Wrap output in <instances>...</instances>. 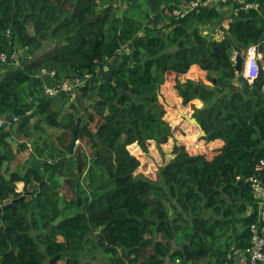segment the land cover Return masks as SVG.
Returning <instances> with one entry per match:
<instances>
[{"label": "trees", "instance_id": "1", "mask_svg": "<svg viewBox=\"0 0 264 264\" xmlns=\"http://www.w3.org/2000/svg\"><path fill=\"white\" fill-rule=\"evenodd\" d=\"M187 1L0 0V119L17 118L10 128L0 125V204L12 203L0 210V264H96L103 257L100 264H225L250 246L261 211L248 179L264 156V66L241 88L233 57L257 45L264 60V0L174 16ZM248 3L257 7L245 9ZM14 53L20 60L10 66ZM108 59L115 60L107 79ZM87 73L95 81L74 98L46 96L45 86ZM170 74L211 155L176 144L151 178L138 155L152 145L163 151L173 138L158 94ZM84 114L99 121L94 130L80 127L90 154L75 150L84 177L66 181L72 188L64 200L51 182L68 176V158L37 167L33 156L23 172L4 170L15 157L13 142L31 152L27 140L41 125H71L73 140ZM216 141L222 145L214 149ZM19 183L31 192H19ZM159 236L173 238L176 249Z\"/></svg>", "mask_w": 264, "mask_h": 264}, {"label": "rangeland", "instance_id": "2", "mask_svg": "<svg viewBox=\"0 0 264 264\" xmlns=\"http://www.w3.org/2000/svg\"><path fill=\"white\" fill-rule=\"evenodd\" d=\"M185 1V0H182ZM231 2H239L233 0ZM114 5L118 6V1L113 2ZM166 3H169L166 1ZM226 7L220 10H226ZM230 23V18H224L222 26L223 28H228ZM203 35L206 37H211L213 35L212 31H208L207 29H203ZM217 39V37H216ZM124 54V53H123ZM124 56V55H123ZM114 61V60H113ZM111 61V63L113 62ZM110 63V64H111ZM264 64V63H263ZM111 65H108L107 71L111 68ZM106 71V72H107ZM105 78L108 77V72L105 74ZM96 83H99L96 82ZM95 83V84H96ZM176 77L173 74L167 76L166 82L159 88V100L161 104L164 106L165 110V119L172 125L174 130L173 138L163 147V151L159 150L155 145L150 147V152L148 154H144L141 150L139 151L140 155L138 157L142 161L141 171L145 173V175L154 178L157 175V169H159L165 162H167L171 157V151L176 144L186 145V147L192 151V154L198 152H210V148L203 142H199L197 138L199 137V130L197 127L191 125L187 120L183 119L182 113H190L191 108L189 106L184 107L182 104V100L178 97V94L175 90ZM31 105H35L38 103L37 99L29 100ZM68 108V105H66ZM92 112V109H89L88 114ZM94 122H88L89 116L84 114V119L81 121V126L84 124L89 125L90 128L94 130L97 124L98 117H95ZM36 120H32V123ZM99 121V120H98ZM18 124L13 126V129L17 128ZM42 129H38L37 131H33V136L31 139H28L27 142L32 146L31 152H18V144L13 142L14 145V155L15 157L8 163L5 164L4 170L9 169L10 171H20L23 172L27 167L33 164V156L36 157L38 161L36 164L37 167L40 166V163H43L47 159L56 161H62L64 158H68L65 164L66 172L68 176H54L51 184L52 187L59 192L61 199L64 200L66 195L71 193V184L66 182L67 180H74L78 182H82L84 175H79L76 171L77 162L75 159V150L77 148H81L82 152L86 154H90V148L86 145L85 142L81 140L76 141L75 148L72 147L73 141L71 136H69V130L71 129V125L69 128H55L49 129L46 125H41ZM9 128V126H8ZM64 132V141L59 142L61 136H63ZM18 139V138H17ZM16 139V140H17ZM26 141V140H25ZM54 141L55 144L52 142ZM131 150L137 152L138 149L134 146L131 147ZM210 150V151H209ZM34 151V152H33ZM33 152V153H32ZM70 153L69 156L67 153ZM32 154V156H30ZM211 155V152L209 153ZM39 157V159H37ZM24 185L22 183L18 184V191L24 192ZM31 191L24 192L23 194H27ZM1 207V204H0ZM62 240V238H59ZM157 241H161L167 250L174 251L177 247L174 239H164L162 236H159ZM103 257V255H102ZM104 259V257H103ZM102 259V261H103ZM102 261L99 259L94 263L100 264ZM204 262L202 264H207L208 260H201Z\"/></svg>", "mask_w": 264, "mask_h": 264}, {"label": "built area", "instance_id": "3", "mask_svg": "<svg viewBox=\"0 0 264 264\" xmlns=\"http://www.w3.org/2000/svg\"><path fill=\"white\" fill-rule=\"evenodd\" d=\"M233 1V0H189L185 5L181 6L178 9H175L173 14L177 17H183L189 14L196 8L206 7V6H217L222 7L224 3ZM239 2H244L246 0H236ZM185 2V1H182ZM257 7L254 4H246L245 9ZM119 56H122V50L118 53ZM237 52L234 54L233 60L235 61ZM2 60L4 62L7 61L8 57L6 55H2ZM116 59V58H115ZM115 59H108L107 65H104L103 70L106 72L108 64ZM19 55L14 53L10 59V66L17 65L19 62ZM262 54L260 53L258 46L253 45L247 49L245 65L243 75L248 80V83H253L256 79H258L260 74V68L262 66ZM97 72H100L98 67ZM99 79V78H98ZM95 81V77L93 74L87 73L74 79H67L64 82L57 83L52 86H45L44 92L46 96H56L61 93H66L74 98L76 93L81 87H84L88 83H93ZM17 122V118L12 119H0V125L4 126L7 124V128L9 126L12 127L14 123ZM256 173L249 177L248 181L251 185V188L254 191L256 199L261 202V211H260V221L259 224H253L251 226V242L250 246L245 250H238L236 252L235 262H226L225 264H258L260 262H264V156L260 159L256 166ZM238 180L240 177L237 178ZM166 264H180V261L177 260L175 262L168 261Z\"/></svg>", "mask_w": 264, "mask_h": 264}, {"label": "water", "instance_id": "4", "mask_svg": "<svg viewBox=\"0 0 264 264\" xmlns=\"http://www.w3.org/2000/svg\"><path fill=\"white\" fill-rule=\"evenodd\" d=\"M120 4L123 5L122 0H120ZM221 39H222V32L218 31L217 32V39H216V43H215V51L217 49L218 42H220ZM245 58H246V53L245 54L237 53L235 61H234L235 62V70L237 72L238 81H239V83L241 85V88H245L246 85L248 84V80L243 75L244 65H245ZM182 115H183V118L185 120H187L191 125H193V126L198 128L201 137L206 135L205 131L202 129L201 125L198 123V121L195 118H193L188 113H182ZM81 121H82V118L79 117L78 121H77L76 131L74 133V141H73V144H72L73 148H75L76 141L78 140V134H79V130H80V127H81ZM11 206H12V203H9L6 206H1L0 210L2 209V207H11Z\"/></svg>", "mask_w": 264, "mask_h": 264}, {"label": "crops", "instance_id": "5", "mask_svg": "<svg viewBox=\"0 0 264 264\" xmlns=\"http://www.w3.org/2000/svg\"><path fill=\"white\" fill-rule=\"evenodd\" d=\"M261 63H262V64L264 63L263 55H262V61H261ZM263 66H264V64H263ZM212 145L214 146V149H217V148H219V147L222 145V142H220V141H216V142H214Z\"/></svg>", "mask_w": 264, "mask_h": 264}]
</instances>
